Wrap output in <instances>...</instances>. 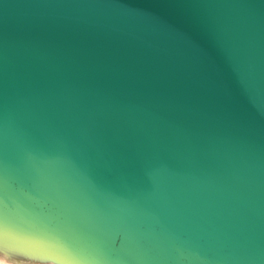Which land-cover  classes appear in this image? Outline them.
Segmentation results:
<instances>
[{
    "label": "water",
    "instance_id": "water-1",
    "mask_svg": "<svg viewBox=\"0 0 264 264\" xmlns=\"http://www.w3.org/2000/svg\"><path fill=\"white\" fill-rule=\"evenodd\" d=\"M0 237L264 264V0H0Z\"/></svg>",
    "mask_w": 264,
    "mask_h": 264
},
{
    "label": "bare ground",
    "instance_id": "bare-ground-1",
    "mask_svg": "<svg viewBox=\"0 0 264 264\" xmlns=\"http://www.w3.org/2000/svg\"><path fill=\"white\" fill-rule=\"evenodd\" d=\"M0 242L8 241L3 240L0 237ZM17 249L5 246L3 245V243H0V261L6 264H53L46 261L45 259H41L33 255H28L26 252Z\"/></svg>",
    "mask_w": 264,
    "mask_h": 264
},
{
    "label": "rangeland",
    "instance_id": "rangeland-1",
    "mask_svg": "<svg viewBox=\"0 0 264 264\" xmlns=\"http://www.w3.org/2000/svg\"><path fill=\"white\" fill-rule=\"evenodd\" d=\"M0 264H6V263H4V262L0 261Z\"/></svg>",
    "mask_w": 264,
    "mask_h": 264
}]
</instances>
